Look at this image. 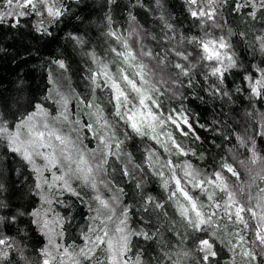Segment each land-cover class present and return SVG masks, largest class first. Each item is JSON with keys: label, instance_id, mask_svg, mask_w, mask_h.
<instances>
[{"label": "trees", "instance_id": "trees-1", "mask_svg": "<svg viewBox=\"0 0 264 264\" xmlns=\"http://www.w3.org/2000/svg\"><path fill=\"white\" fill-rule=\"evenodd\" d=\"M48 6L61 15H49ZM193 6L212 19L192 16ZM21 11L25 15H18ZM8 12L14 14L0 20V126L20 136L28 127L43 132V140L57 149L43 154L52 158L58 152L69 173L62 186L49 178L63 175L58 166L51 173L36 170L39 158L26 160L23 151L12 150L17 144L0 135V239L6 241L0 264L45 259L49 264H203L194 238L214 243L211 264H264V245L257 239L258 232L264 234V96L253 95L245 79L264 76L261 0H45L35 9L0 0V14ZM221 38L236 62L222 78L211 74L200 47ZM129 50L134 60L117 55ZM141 64L143 81L133 75ZM119 66L151 97L145 103L156 121L141 124L139 109H146L130 91L131 103L116 114L115 90L103 72L106 68L116 78ZM53 85L74 99L62 106ZM132 111L145 134L134 131L124 116ZM21 121L25 126L18 128ZM57 135L66 144H57ZM93 164L97 175L88 172ZM76 171L82 181L75 180ZM177 179L202 206L198 210L214 213L204 232L189 225L194 213L177 191ZM94 180L102 185L92 186ZM200 181L205 183L194 186ZM229 192L256 212L255 217L242 213L247 227L236 222L234 208L228 209L232 219L226 215ZM167 200L180 216L181 206L189 210L182 215L186 247L160 211Z\"/></svg>", "mask_w": 264, "mask_h": 264}, {"label": "snow or ice", "instance_id": "snow-or-ice-1", "mask_svg": "<svg viewBox=\"0 0 264 264\" xmlns=\"http://www.w3.org/2000/svg\"><path fill=\"white\" fill-rule=\"evenodd\" d=\"M45 0H15V6L17 8L20 9H26L31 7L32 9L36 8L37 3H44ZM6 3L9 6H12L14 3V0H6ZM191 4H196L197 0H190ZM261 6L264 7V0H261ZM47 12L49 15L51 16H59L61 15V12L59 9H55L52 6H48L47 7ZM14 13L12 12H8V13H4V14H0V20H2L4 18V15H13ZM18 15H25V12L21 11L18 13ZM192 16H204V15H208L209 19H212V15L211 13H205L203 10L197 12L195 10H193L191 12ZM252 15L254 16L255 13H252ZM112 35H115L114 33H112ZM127 47V45H126ZM200 47L203 49V55H202V59L207 60V61H216L218 62L220 65L222 66H217V67H213L211 69V74L214 76H218L220 78L223 77L224 72L227 71L229 68L235 67L236 66V62L235 60L231 57V56H227L226 59L228 61V63L226 65H224L223 63V59H222V55L221 52L219 51V49H225L228 47V45L225 43L224 39L221 38L219 40V42L217 41H208V42H201L200 43ZM117 55L122 56L125 60V62H128L129 58L131 59H135V56L132 54L131 50H129L126 54L125 53H117ZM185 59H187V57H184ZM60 66L63 67V63L60 62ZM177 68H181V70L183 71V68L181 65L177 64L176 65ZM144 65H139V71L134 73V76H139L140 79L143 81L144 78ZM103 74L111 81V87L115 90V99H116V103H117V115H121L120 113V108L126 106L127 104L131 103V101L129 100V96L127 94L128 91L136 93L137 97L139 98V104L143 109H146V112H139L141 119V124H143L145 121H147L148 118H151V120L156 121L158 119L157 116H155L151 109L148 107V104L145 103L146 100H151L150 96H147L144 94L143 90L141 87L137 86V81L134 78H130V76L128 74L124 73L123 69L119 70V74L118 77L114 78L112 75H110L107 71V69L105 68ZM187 74V73H185ZM246 80H248L250 82V87H251V93L257 97L260 96H264V76H262L260 79H255L253 80L251 76L245 77ZM121 82L124 83L125 87L122 88L121 87ZM146 83V81H144ZM153 104H155V101H152ZM39 109V106H37ZM35 115V113L33 114ZM136 115L137 112L136 111H132L131 114H129V112H125L124 116L127 117V120L131 122V127L134 131H136L139 134H145L143 132V129L141 127L140 124H138L136 122ZM123 118V117H122ZM28 121H31L33 119V116H29ZM65 119H67V117H65ZM169 119L171 120L172 117H169ZM173 123H176L175 120L172 121ZM25 121H21V124L18 125L17 127H24L25 126ZM161 123H163L161 121ZM184 123L187 124V119H184ZM148 127H154L152 124H148ZM179 127V126H178ZM189 128H191V125H188ZM29 135L30 137L33 135V128H29ZM184 135H187V133H183ZM0 135H6L9 137L10 139V143L11 144H20L23 143L20 141L19 137H20V133L19 131H17L16 133H9L8 128L4 127V126H0ZM49 135H53L52 133H49ZM34 137L35 138H30L29 141L27 142L28 146H31L33 148V151L35 150L36 147H44L45 145L42 143L43 141V137H44V133L43 132H35L34 133ZM169 138H171V136L169 135ZM56 140H58L60 142L61 145L66 144V141L64 138L60 137V136H56L55 137ZM174 142V141H173ZM25 146L24 150H23V156L26 160L31 161L32 159V155L33 152L29 151V147ZM178 147V146H177ZM13 151H21L20 147H13L12 149ZM36 155H40L39 152H36ZM70 157H66V159H69ZM52 163H55V159L54 157L51 158ZM81 162H83V158L81 157ZM253 163H255V159L253 160ZM225 167L228 168V171L231 172L233 175H237V173L231 168V166L225 165ZM88 172H91V168L88 169ZM186 175L191 176L192 173L188 172L186 173ZM216 179L222 181L223 178L221 176L220 173H216L215 174ZM57 179H63V177H58ZM85 179H87V176L85 177ZM205 183V181H200L198 184L194 185V186H201ZM207 183L211 184L213 183L212 180H208ZM65 184L67 185V182L65 181ZM176 186H177V191L190 203L191 206V211L194 213V216L189 219L188 223L191 226V228L196 231V232H204L205 229L202 227L204 225H210L212 223L213 220V215L214 213H203L201 212L199 209V207L202 206H198L197 202L193 199L192 196L189 195V193L187 191H185V189L183 187L180 186V180H176ZM37 187H40V185H37ZM225 188H227V185H224ZM69 190H71L69 188ZM173 196L176 195V192L172 193ZM229 196V204L226 208V215H228L229 219H232V215L233 213L231 211H229L228 209L234 208V216H235V220L238 223H242L245 225V227H247V222L244 220V217L242 215V213H244L245 211L249 212L253 217L256 216V212L253 211V209L251 208H245L244 205L240 204L238 201L235 200L234 198V194L232 192L228 193ZM212 199V196L209 195V200ZM102 203H105L102 201ZM215 207H219V205H215ZM189 214V210L187 208H184L183 206H181V215L183 216H188ZM262 219H264V216H262ZM123 223V221L121 222ZM118 231H122V229H118ZM107 235V233L105 232V236ZM97 241L99 242H104L103 241V237L97 236ZM257 239L259 240L261 245H264V234L261 233H257ZM239 240L242 242L244 240L243 236L239 237ZM6 241L4 239H0V245L5 244ZM108 247L109 249L112 248V242L109 240L108 242ZM194 243L196 244V248L198 249L199 252H201L202 255V262L203 264H211V259L216 257L217 252L214 249V243L210 242L209 239H202V238H194ZM235 247V245H234ZM122 250H126L127 249V240L125 239L124 244L121 246ZM65 252H67V249H65ZM46 255H50L49 253H45ZM185 255H187V253H185ZM243 255L246 257H251L252 259H255V255L250 252V251H244ZM53 259H55V257H53ZM43 264H49V260L45 259ZM113 264H116V261H113Z\"/></svg>", "mask_w": 264, "mask_h": 264}, {"label": "rangeland", "instance_id": "rangeland-1", "mask_svg": "<svg viewBox=\"0 0 264 264\" xmlns=\"http://www.w3.org/2000/svg\"><path fill=\"white\" fill-rule=\"evenodd\" d=\"M193 10L196 11V7L193 6ZM219 51L221 52V55H222V59H223V63L224 65H226L228 63L226 57L228 56L227 53L225 52V49H219ZM205 62L207 63L208 67L210 68V70L213 68V67H217V66H222L220 65L218 62L216 61H207L205 60ZM119 70H120V66L118 68L115 69V73L117 74L118 76V73H119ZM116 77V76H115ZM55 90H54V96H58V98L60 99L61 101V105L63 106L65 103H68L70 99H74V94L70 93V92H66L64 89H60L58 90L57 89V86L53 85ZM93 95V94H90V96ZM138 101V104H139V100ZM139 107L142 108L139 104ZM61 108V107H59ZM140 112H143L142 110L139 109ZM138 119H142L139 115L137 117ZM150 119L148 118L147 121H145L146 123L148 122L149 123ZM29 129V127H28ZM152 129V128H151ZM150 129V130H151ZM38 129H34L33 130V135L30 137L29 135V131L26 130L27 132L25 134H21V136L19 137L20 141L23 142V143H20V144H17L18 147L21 148V151L24 150V147L25 146H28L27 145V142L29 141L30 138H35L34 137V133L35 132H39V131H36ZM156 130V129H155ZM154 135V134H153ZM153 135L151 134L150 136L153 137ZM155 140H156V136L154 137ZM47 141V140H46ZM45 140L42 141V143L45 145L44 147H36L35 150L33 151V148L31 146H28L29 147V151H32L33 152V155H32V159H31V162L33 163H37V159L39 158V161L38 162H41L40 166L37 167L36 170L38 171H44L45 169L47 171H49L51 173V171L53 170V168L56 166H58L62 171H63V175L60 176V177H63V179H57L58 177H54L52 175L49 176L50 179H55V181L60 182L62 183V186H65V177L66 175L69 173L68 172V166L69 165H65L64 163L63 164H59L60 162L58 161L59 158L61 159V157L59 156L60 154H58V152H56V156H54V159H55V163H52L50 162L51 161V157L47 156L46 154H43L45 153L44 150L48 151L49 148H51L52 150H57L55 147H54V144H53V141L47 143ZM57 144H60L58 142H56ZM39 152L40 155H34L36 154L35 152ZM97 152V148H96V151L95 153ZM98 153H99V150H98ZM70 163V162H69ZM93 167H91V170L93 171L94 174H96V166L93 164L91 165ZM79 171V170H78ZM78 171H76L74 174V176L77 175ZM82 171V176H87V173L85 172V170H81ZM97 175V174H96ZM94 175V177L96 176ZM75 180H79V181H82L83 178H81L79 175L76 176V179ZM207 181V180H206ZM213 181V180H212ZM43 180H41L40 184L42 185L43 183ZM51 183V182H50ZM50 183L48 185H50ZM95 184H98V185H102L101 182H97V181H93L92 182V186L95 185ZM213 186H217L216 182L213 181V183H211ZM50 186H54V184H51ZM228 204V203H227ZM105 207V206H104ZM160 211L161 213L165 214L167 218L171 219L173 221L172 223V227L176 228V230L174 231V237H175V240H179L180 241V245L181 246H187V235H188V231H187V225L185 223V221L183 220L182 218V215L180 216L179 215V210L178 208L176 207V205L174 204V201L172 200H167L166 202L162 203L161 206H160ZM101 220V219H100ZM178 231V233H177ZM169 236H165L166 239H168ZM185 253H187V250L185 251ZM110 261H113V258L110 259Z\"/></svg>", "mask_w": 264, "mask_h": 264}]
</instances>
